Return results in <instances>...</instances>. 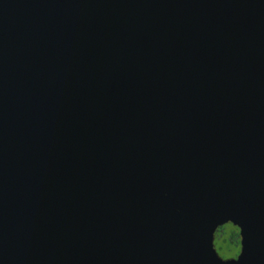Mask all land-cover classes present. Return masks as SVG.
I'll return each mask as SVG.
<instances>
[{"label":"water","instance_id":"water-1","mask_svg":"<svg viewBox=\"0 0 264 264\" xmlns=\"http://www.w3.org/2000/svg\"><path fill=\"white\" fill-rule=\"evenodd\" d=\"M0 264H264V0H0Z\"/></svg>","mask_w":264,"mask_h":264},{"label":"trees","instance_id":"trees-1","mask_svg":"<svg viewBox=\"0 0 264 264\" xmlns=\"http://www.w3.org/2000/svg\"><path fill=\"white\" fill-rule=\"evenodd\" d=\"M238 228L229 224L220 228L215 235V245L217 241H220L225 236H228V240L225 241L228 244V252L236 254L240 250V234L237 231Z\"/></svg>","mask_w":264,"mask_h":264},{"label":"rangeland","instance_id":"rangeland-1","mask_svg":"<svg viewBox=\"0 0 264 264\" xmlns=\"http://www.w3.org/2000/svg\"><path fill=\"white\" fill-rule=\"evenodd\" d=\"M227 240H228V236H225V237L222 238L220 241H217V242H216V245H215L216 250L219 249L220 252H221L224 256H227V257H230V256H234V255H236V254H233V253H232V255H231V253L228 252V249H227L228 244L225 242V241H227ZM225 260H226V259H225Z\"/></svg>","mask_w":264,"mask_h":264},{"label":"snow or ice","instance_id":"snow-or-ice-1","mask_svg":"<svg viewBox=\"0 0 264 264\" xmlns=\"http://www.w3.org/2000/svg\"><path fill=\"white\" fill-rule=\"evenodd\" d=\"M237 231L239 232L240 229L238 228ZM242 251H243V245H241V248L240 250L236 253V255L234 256H230V257H227V256H224L219 249H217V251L215 252L216 253V256L218 257V259L221 261L222 259H231V260H236L237 262L239 261L241 255H242Z\"/></svg>","mask_w":264,"mask_h":264}]
</instances>
